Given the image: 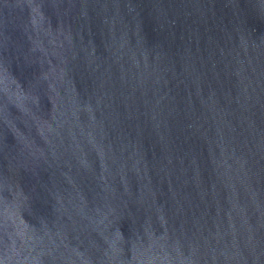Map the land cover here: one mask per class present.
I'll return each mask as SVG.
<instances>
[{"label": "water", "instance_id": "1", "mask_svg": "<svg viewBox=\"0 0 264 264\" xmlns=\"http://www.w3.org/2000/svg\"><path fill=\"white\" fill-rule=\"evenodd\" d=\"M0 264H264V0H0Z\"/></svg>", "mask_w": 264, "mask_h": 264}]
</instances>
